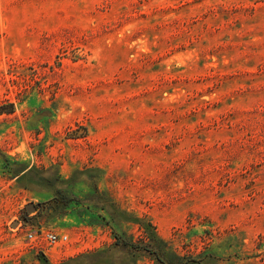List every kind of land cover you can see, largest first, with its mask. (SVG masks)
Here are the masks:
<instances>
[{"label": "rangeland", "instance_id": "1", "mask_svg": "<svg viewBox=\"0 0 264 264\" xmlns=\"http://www.w3.org/2000/svg\"><path fill=\"white\" fill-rule=\"evenodd\" d=\"M24 167L50 181L22 189ZM46 228L70 242L27 238ZM149 231L264 264V0H0V264Z\"/></svg>", "mask_w": 264, "mask_h": 264}, {"label": "trees", "instance_id": "2", "mask_svg": "<svg viewBox=\"0 0 264 264\" xmlns=\"http://www.w3.org/2000/svg\"><path fill=\"white\" fill-rule=\"evenodd\" d=\"M26 167L22 168L19 172L16 173V177L23 172ZM35 170L29 168L23 175L17 177V181L19 182V187L27 188L26 183H22L23 180L34 181L37 184L43 182H49L50 177L48 176H35L33 174ZM97 194V193H96ZM57 198L55 199V204L61 203L62 205H66L67 202L71 200V197H67L64 192L56 190L54 194ZM91 199H96L97 196L91 195ZM90 200V199H88ZM95 202L93 200H90ZM97 205L99 203L95 202ZM104 208V207H102ZM107 214L110 216L111 220L119 225L121 218L129 219L130 217L125 214L124 211H117L115 209H109L108 207L105 208ZM122 214V215H121ZM135 222H139L138 219H133ZM147 231V230H145ZM148 233V240L147 241H139V242H132L131 240H126L119 235H115V242L114 245L110 248H101L96 249L92 252H85L80 253L74 257L69 258L68 260L62 262L61 264H134L135 259L134 256L138 253L146 254L150 256L156 264H203L205 258L210 257V254L206 253L196 258H190L185 256L177 255L173 252L165 250L162 248L164 245L163 239H161L155 232L149 231ZM124 250L123 253L125 255H121L117 257L116 261L111 254L113 250ZM112 256V257H111ZM43 264H48V261L45 257L39 256L38 258Z\"/></svg>", "mask_w": 264, "mask_h": 264}, {"label": "built area", "instance_id": "3", "mask_svg": "<svg viewBox=\"0 0 264 264\" xmlns=\"http://www.w3.org/2000/svg\"><path fill=\"white\" fill-rule=\"evenodd\" d=\"M27 238L30 240H36L38 238L44 239L50 246L52 245H67L70 242V236L66 231H55L53 229L46 228L44 230H38V233H28Z\"/></svg>", "mask_w": 264, "mask_h": 264}, {"label": "crops", "instance_id": "4", "mask_svg": "<svg viewBox=\"0 0 264 264\" xmlns=\"http://www.w3.org/2000/svg\"><path fill=\"white\" fill-rule=\"evenodd\" d=\"M29 168H30V167H27V168H26L23 172H21L17 177L23 175V173L26 172ZM17 177H16V180H17ZM25 182H26L25 180L22 181V183H25ZM17 184H19L18 181H17ZM27 186H28V184H27ZM21 188H22V187H21ZM22 189H24V190H26V191H30V192H35V191L30 190V189H27V188H22ZM35 193H37V192H35Z\"/></svg>", "mask_w": 264, "mask_h": 264}, {"label": "water", "instance_id": "5", "mask_svg": "<svg viewBox=\"0 0 264 264\" xmlns=\"http://www.w3.org/2000/svg\"><path fill=\"white\" fill-rule=\"evenodd\" d=\"M35 208H36V206L33 203H28L26 205V209H27L28 212L34 210Z\"/></svg>", "mask_w": 264, "mask_h": 264}]
</instances>
